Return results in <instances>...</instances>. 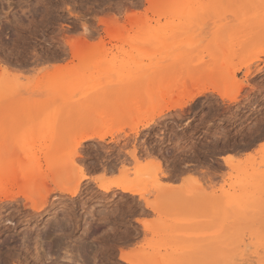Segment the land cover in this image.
<instances>
[{"label":"rangeland","instance_id":"rangeland-1","mask_svg":"<svg viewBox=\"0 0 264 264\" xmlns=\"http://www.w3.org/2000/svg\"><path fill=\"white\" fill-rule=\"evenodd\" d=\"M0 172V264H217L264 239V0H0Z\"/></svg>","mask_w":264,"mask_h":264},{"label":"bare ground","instance_id":"bare-ground-1","mask_svg":"<svg viewBox=\"0 0 264 264\" xmlns=\"http://www.w3.org/2000/svg\"><path fill=\"white\" fill-rule=\"evenodd\" d=\"M216 92L212 87H198L197 89H195V91H191L187 97L185 98V100L183 101H178V102H173L172 104L168 105V106H161L159 111H157V113L155 114L157 117L156 118H159L161 116H163V114H165V112H171L172 110H180V109H183L185 106H187L189 103L195 101V99H197V97H200L201 95L207 93V92ZM220 95L221 98H224L223 95H221L220 93H218ZM229 101L230 102H235L236 101V98H229ZM68 108H71V107H67L65 106L64 109H68ZM56 111V110H55ZM61 112L60 110H57L56 112L54 113H59ZM83 113V112H82ZM154 115V116H155ZM50 117H53V114H47V115H44V120L46 122H49L51 121V118ZM160 119V118H159ZM154 122V117H151L149 119H145L144 121H142L140 123V126L141 128L145 129V128H148L152 123ZM152 126V125H151ZM140 128V127H139ZM136 130V129H135ZM139 130V129H138ZM137 131V130H136ZM143 131V130H142ZM116 130H107L106 132L102 133V134H99V133H92V134H83L82 136H80L79 140L77 141V145L81 144L82 142L84 141H90V140H100V141H103L106 137H114V135L116 134ZM38 146V145H37ZM36 148V147H35ZM34 150V149H33ZM36 150V149H35ZM34 150V151H35ZM38 150V149H37ZM27 151H31L29 147H19L17 149V151L15 152V156L18 158L19 156H23L27 153ZM54 151H55V146L53 144H50V145H46V144H43L40 146L38 152L43 155L44 159H45V162L47 164V169H50L51 167V163L54 161V159L52 160L53 158V154H54ZM70 152V151H69ZM35 154V152H34ZM38 154V153H37ZM36 155V154H35ZM39 155V154H38ZM63 157H64V154H63ZM68 157V156H67ZM57 159V157H56ZM73 159V157L71 158ZM68 160V159H67ZM70 161V160H69ZM68 161V163H69ZM223 161L226 163V165H229L231 162H232V158L231 157H224L223 158ZM13 161H11V164ZM55 162V161H54ZM66 162V160H65ZM73 163L74 164V161H70V163ZM71 163V164H72ZM72 164V165H73ZM148 164V163H147ZM147 164H144L142 166H139L138 169L136 170V173L137 175L141 176L143 173H145L150 165H147ZM10 165V163H9ZM70 165L72 168L73 166ZM138 166V165H137ZM71 168V169H72ZM56 170L54 169V172ZM11 172V171H10ZM2 173V172H0ZM25 173V172H24ZM23 172H20L17 173V172H12L10 175L7 176V182L11 183V181H16V182H19V181H23L24 180H27L25 181L26 183H28V179L33 181V179H35L33 181V183L38 180H40V182L38 181V183H43L42 181H45L47 179V173H46V170L42 167L39 168V170L36 172V174H33V175H27V174H24ZM2 175V174H1ZM49 175V173H48ZM57 175V173L55 174V176ZM136 175V176H137ZM138 178V177H137ZM21 179V180H19ZM87 179V178H86ZM262 179V178H261ZM6 180V179H5ZM4 181V180H3ZM53 181V180H52ZM6 182V181H5ZM15 182V183H16ZM35 182V183H36ZM97 182V181H96ZM258 182V181H257ZM256 183V182H255ZM25 183H23L22 185H24ZM29 184V183H28ZM32 184V183H31ZM45 184V183H44ZM99 184V183H98ZM27 185V184H26ZM6 185H4L5 187ZM3 187V186H1ZM101 189L102 192L104 193H108L111 188L108 187L107 185H101L99 187ZM115 188L117 189H120L121 191L123 192H127V190L121 186H115ZM250 189V188H249ZM245 190V189H244ZM247 190V189H246ZM78 190H77V187L74 191H72L70 193V195L72 197H74L76 194H77ZM256 192V191H255ZM250 193H246L245 196H243L242 199L238 198V199H235V197H230V198H227L226 200V205L228 206H233V207H239L241 205L243 206H246L247 204H251V203H254L253 199H252V196L254 195H249ZM261 194V193H260ZM244 195V194H243ZM256 195V194H255ZM260 196V195H259ZM242 197V196H241ZM255 197V196H254ZM25 199H29L27 196H25ZM31 202V201H30ZM228 203V204H227ZM242 207V206H241ZM32 208L33 209H38V207L36 206V203H33L32 204ZM232 209V208H231ZM234 209V208H233ZM226 223V222H224ZM223 223V224H224ZM220 227H221V224H219ZM223 226V225H222ZM219 227V229H220ZM217 232H218V229H216ZM259 232V231H258ZM255 237V236H254ZM252 237H250L249 239L251 240ZM254 241L252 240L251 242L249 241V244L245 245L244 249H242V251L238 252L239 250H237L238 253H233V254H229V253H224L222 251L220 252H217V264H264V239H258L259 241H257V239L253 238ZM245 242V241H243ZM227 243V242H226ZM225 243V244H226ZM241 244V243H240ZM220 248L222 249V246H220ZM239 248V247H238ZM262 254V255H261ZM123 257V256H122ZM124 260V259H123ZM71 261V260H70ZM205 261V258L204 256L201 254V253H193V255L190 256L189 258V263L190 264H203Z\"/></svg>","mask_w":264,"mask_h":264}]
</instances>
